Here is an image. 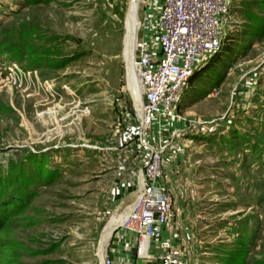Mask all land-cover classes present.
<instances>
[{
  "label": "rangeland",
  "instance_id": "374dc122",
  "mask_svg": "<svg viewBox=\"0 0 264 264\" xmlns=\"http://www.w3.org/2000/svg\"><path fill=\"white\" fill-rule=\"evenodd\" d=\"M227 1L223 46L177 109L185 127L171 253L180 264H264V0ZM132 2L0 0V175L12 161L25 182L38 161L56 174L29 188V204L0 233V264H100L110 219L134 203L159 148L141 147L128 89ZM159 7L140 2L137 42ZM171 253L153 244L142 262Z\"/></svg>",
  "mask_w": 264,
  "mask_h": 264
},
{
  "label": "built area",
  "instance_id": "2783aa9c",
  "mask_svg": "<svg viewBox=\"0 0 264 264\" xmlns=\"http://www.w3.org/2000/svg\"><path fill=\"white\" fill-rule=\"evenodd\" d=\"M158 1L157 15L151 25L146 26L143 40L137 42L134 57L143 89L144 127L143 131L139 127V141L141 147L146 148L148 134L156 122H169L177 115L178 105L195 72L221 50L222 32L230 12L227 0ZM149 8H152L150 4ZM141 177L134 212L122 226L136 239L138 260L149 259L154 242L161 239L163 230L168 229L176 217L175 196L165 183L161 150L151 149ZM145 240L149 241V247L144 256ZM159 246L171 253L172 240H164ZM104 263L113 264L108 256ZM164 264L180 262L171 253Z\"/></svg>",
  "mask_w": 264,
  "mask_h": 264
},
{
  "label": "crops",
  "instance_id": "0c3cea01",
  "mask_svg": "<svg viewBox=\"0 0 264 264\" xmlns=\"http://www.w3.org/2000/svg\"><path fill=\"white\" fill-rule=\"evenodd\" d=\"M184 127H185V121L179 115H176L169 122L157 121L148 134L149 141L151 143H155L156 147H158L159 150H161L162 152L164 158L163 166H164L165 183L168 186V188L172 191L175 197H178L180 185H178V181L174 179L175 176L173 174L174 171L173 159L175 160V157L181 154V152L178 151V149H181L184 146L180 141V133L184 130L183 129ZM121 194H123V191ZM127 194L128 191L126 192L124 191V195ZM133 205L134 203L131 204L129 209H126L127 207H123L122 211H119L114 215H121V217L124 218ZM124 210H126V212L122 213ZM113 218H115L113 219V221L114 223H116L117 217H113ZM118 225L120 224H114L113 226H110V229L112 228V233L117 228ZM173 228L174 225L171 224V226L168 229L165 228L163 230L161 239L154 242V246L156 248H159V245L161 244L162 241L169 239L172 240V245L174 248V246L176 245L175 240L177 238L176 237L177 233L173 232L174 230ZM111 236L113 238L110 237L109 241L107 242V248L109 242H111L109 246V250H107V248L105 250L103 247V254H107L105 255V257L108 256L112 260L113 264H139V262L143 264L142 260H138L136 257V251H137L136 239L133 234H130L129 232L124 231L123 229H120L119 231H117V233L114 234V236L113 235ZM148 247H149V241L145 240L143 242L142 255L144 256L146 255Z\"/></svg>",
  "mask_w": 264,
  "mask_h": 264
},
{
  "label": "trees",
  "instance_id": "16d2710c",
  "mask_svg": "<svg viewBox=\"0 0 264 264\" xmlns=\"http://www.w3.org/2000/svg\"><path fill=\"white\" fill-rule=\"evenodd\" d=\"M0 46L6 51L7 47L1 43ZM5 53L7 54V51ZM29 157L34 158L38 156L37 154L30 153ZM33 161L35 162L36 160ZM19 163L20 161L10 162L7 174L0 175V233L6 228L13 216L19 215L20 212L27 207L32 195L35 194L32 193L33 191L29 190L32 185L38 186L42 183L49 184L56 178L55 172H48L49 168L38 161L36 162L38 165V167H36L38 176L31 180L29 178L27 182H25V177Z\"/></svg>",
  "mask_w": 264,
  "mask_h": 264
},
{
  "label": "bare ground",
  "instance_id": "6f19581e",
  "mask_svg": "<svg viewBox=\"0 0 264 264\" xmlns=\"http://www.w3.org/2000/svg\"><path fill=\"white\" fill-rule=\"evenodd\" d=\"M142 0H135V2L133 4V7L130 8V15H129V19L127 20V28L128 29V36H127V39H130V44H131V47L133 49V52H135L136 50V45H137V42H136V39H138V31H139V21H138V16H137V11H138V6L140 4ZM126 52H125V56H126V59H128L127 57V53H128V49H129V44L127 43V40H126ZM134 55V54H133ZM132 66L134 67V71L136 73V77H134V79L136 78V83L134 84V86H129L130 88V91H131V95L133 96V98L135 99V101L137 102L139 108L137 107V109H140V106L142 105V96H143V89L141 87V82H140V79L137 75V72H136V68H135V64H134V56L132 57ZM135 102V104H136ZM140 179V183H142V177L140 176L139 177ZM134 209H135V204L132 206V208L130 209V211L127 213V215L123 218L121 217V215H114V217H117V222L116 223H113V219L115 218H112L108 224V226L111 224V226H113L114 224H121L119 225L116 229L122 227L125 225V223L127 222V220L129 219L130 215L134 212ZM113 223V224H112ZM112 235V228L108 229L106 231V234L105 236L103 237V247L104 249L106 250L107 248V242L109 241L110 237ZM101 255V254H100ZM101 258L102 260L104 259V257H102L101 255Z\"/></svg>",
  "mask_w": 264,
  "mask_h": 264
},
{
  "label": "water",
  "instance_id": "95a60500",
  "mask_svg": "<svg viewBox=\"0 0 264 264\" xmlns=\"http://www.w3.org/2000/svg\"><path fill=\"white\" fill-rule=\"evenodd\" d=\"M129 15H130V10L128 12V15H127V20L129 19ZM127 20H126V35H125V42H124V45L126 43V40H127V43L129 44V49H128V53H127V57L128 59H125L126 61V67H127V82H128V89L130 91V88L129 86H134V84L136 83V78L134 79V77H136V73L134 71V67L132 66V57L134 56L135 57V52H133V49L131 47V44H130V39H127V36H128V28H127ZM136 42H137V39H136ZM125 47V46H124ZM134 54V55H133ZM123 55H124V52H123ZM133 88V87H132ZM131 93V91H130ZM133 97V96H132ZM134 100V104H135V99L133 98ZM139 108V107H138ZM135 110H136V118H137V121H138V124H139V127H140V131H143V127H144V112H143V102H142V105L140 106V109H137V106L135 104ZM142 176V174H141ZM101 241V240H100ZM101 243V242H100ZM99 251H100V247H99ZM100 264H105L104 263V260L101 259L100 257Z\"/></svg>",
  "mask_w": 264,
  "mask_h": 264
}]
</instances>
